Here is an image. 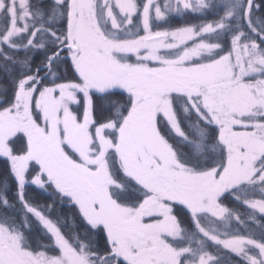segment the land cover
<instances>
[{"label":"snow or ice","instance_id":"snow-or-ice-1","mask_svg":"<svg viewBox=\"0 0 264 264\" xmlns=\"http://www.w3.org/2000/svg\"><path fill=\"white\" fill-rule=\"evenodd\" d=\"M188 12L216 18L153 30ZM0 20V264H264V0H0Z\"/></svg>","mask_w":264,"mask_h":264},{"label":"trees","instance_id":"trees-1","mask_svg":"<svg viewBox=\"0 0 264 264\" xmlns=\"http://www.w3.org/2000/svg\"><path fill=\"white\" fill-rule=\"evenodd\" d=\"M259 3L260 0H257ZM213 14H206V15H201V14H196L193 13L192 15L186 14L181 18L177 19H172L168 23V26L171 27H176L180 23H193L198 22V23H203L205 21H208L213 17ZM5 22L2 20L0 23V26H3ZM44 59V55L42 51H38L34 53L33 55V61L35 66H39L41 62ZM3 74L0 73V76ZM65 78H75V74L71 70V68H68L67 72L65 74L63 73ZM0 82H6V80H0ZM193 120V118H192ZM182 127L184 128V131L186 133H191L193 129L189 128L186 123L182 122ZM163 131V129H162ZM178 139V138H177ZM170 142L175 144V141L170 139ZM7 174V165L6 162L2 159H0V175H6ZM10 179V178H9ZM28 198L33 201L34 203L40 204V205H52V216L53 218L59 217L62 218V220L66 223L67 225V231H72V224L73 221L75 222V225L77 226L76 230L83 233L84 232V224L79 216L78 209L74 204H70L67 202V198L64 199V201H61L59 198V194L55 192L54 189H50L48 192H45L42 189H39L36 186H32L28 188L27 190ZM221 203L225 204L228 208L238 212V213H247L249 209H247V206L241 204L240 202L234 200L231 195L226 194L221 197ZM176 214L178 215V218H180L183 222V224H188V217L186 214L181 213L179 208L177 207L175 209ZM190 226V224H188ZM65 229L62 228V231ZM35 235L39 239H44V237L39 235V228H35ZM47 241L45 240V243ZM209 251H213V249L210 247ZM238 258L232 254L228 257V264H237Z\"/></svg>","mask_w":264,"mask_h":264},{"label":"rangeland","instance_id":"rangeland-1","mask_svg":"<svg viewBox=\"0 0 264 264\" xmlns=\"http://www.w3.org/2000/svg\"><path fill=\"white\" fill-rule=\"evenodd\" d=\"M140 2H142V0H138V3H140ZM186 14H190V15H192L193 13H191V12H188V13H185L184 15H186ZM196 14H198V13H196ZM183 15V16H184ZM206 15V14H205ZM183 16H180V15H173V16H171V17H169V19H168V21L167 22H169V21H171L172 19H177V18H181V17H183ZM215 16H213V17H211V19L210 20H208V21H205V22H203V23H207V22H212V21H214L215 20ZM134 19V22H137L136 21V18L134 17L133 18ZM1 21L2 20H0V23H1ZM195 24H193V23H180L178 26H176V27H171V26H168L167 24L168 23H166L165 21H161V22H159V28H157L155 25H154V27H153V30L155 31V30H172V29H175V28H179V27H183V26H186V25H198V24H201V23H198V22H194ZM140 34L141 35H143L144 33H143V30H141V32H140ZM165 50H161V53L163 54V52H164ZM128 62H130V63H136L137 62V60H136V57H135V55L134 54H128ZM69 63H70V61H69ZM150 66H155L154 64L153 65H150ZM65 74V73H64ZM66 80H73L72 78H65ZM75 79V78H74ZM195 120V117H193V121ZM182 126V125H181ZM183 128V127H182ZM183 130H184V128H183ZM50 190V189H49ZM226 194H229V193H225L224 195H226ZM223 195V196H224ZM230 195V194H229ZM256 198H259V196H257ZM224 206H226L225 204H223ZM227 207V206H226ZM230 209V208H229Z\"/></svg>","mask_w":264,"mask_h":264}]
</instances>
